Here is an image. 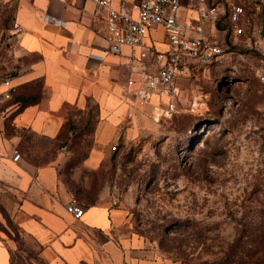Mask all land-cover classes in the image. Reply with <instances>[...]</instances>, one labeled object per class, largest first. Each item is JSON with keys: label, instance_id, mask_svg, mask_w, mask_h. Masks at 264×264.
Wrapping results in <instances>:
<instances>
[{"label": "crops", "instance_id": "obj_1", "mask_svg": "<svg viewBox=\"0 0 264 264\" xmlns=\"http://www.w3.org/2000/svg\"><path fill=\"white\" fill-rule=\"evenodd\" d=\"M210 2L221 11L243 5L242 26L264 43V0ZM94 10L91 0L0 4V91L13 90L0 107V183L8 188L0 218L3 209L10 224L0 226V264H23L25 254L32 264H165L152 242L129 232L127 211L111 198L109 171L115 146L158 129L165 98L141 105L134 96L140 84L125 89L129 49L108 51L106 22ZM178 20L191 36L234 33L228 18L220 28L186 7ZM159 30L162 39L153 36ZM152 41L167 47L163 27L149 33ZM8 76L9 86L2 83ZM73 197L85 205L80 218L66 209Z\"/></svg>", "mask_w": 264, "mask_h": 264}, {"label": "rangeland", "instance_id": "obj_2", "mask_svg": "<svg viewBox=\"0 0 264 264\" xmlns=\"http://www.w3.org/2000/svg\"><path fill=\"white\" fill-rule=\"evenodd\" d=\"M207 35L221 55L180 77L176 111L158 129L115 146L110 194L165 264H264V46Z\"/></svg>", "mask_w": 264, "mask_h": 264}, {"label": "built area", "instance_id": "obj_3", "mask_svg": "<svg viewBox=\"0 0 264 264\" xmlns=\"http://www.w3.org/2000/svg\"><path fill=\"white\" fill-rule=\"evenodd\" d=\"M5 0H0L2 4ZM87 1V0H80ZM95 4V17H102L106 22V38L108 51L121 54L125 48L128 53V70L130 73L124 87L130 91L137 83L140 87L134 96L141 105L150 102L153 95L164 97L162 116L173 114L180 97L178 80L192 65L207 66L215 62L222 53V47L199 29V34H187V27L178 18L180 9L186 7L197 10L202 21L218 24L222 18H228L234 34H246L250 44L264 46V43L252 36L254 30L247 33L242 26L246 18V9L241 4H230L221 11L210 0H91ZM256 9H260L257 6ZM106 12V16L103 13ZM46 20L58 25L65 22L47 16ZM14 29L20 30L15 20ZM159 27L165 29L167 47L160 49L155 41L147 43L146 39L152 30ZM138 77V78H137ZM264 80V75L262 76ZM2 83L10 85L11 78L6 77ZM13 90L9 87L0 91L1 105L12 99ZM116 147H114L115 149ZM21 154L16 151L14 159L18 161ZM8 188L0 183V193H7ZM67 211L75 218H80L84 211V203L73 197L66 204Z\"/></svg>", "mask_w": 264, "mask_h": 264}]
</instances>
